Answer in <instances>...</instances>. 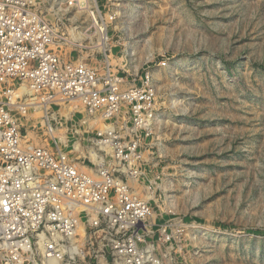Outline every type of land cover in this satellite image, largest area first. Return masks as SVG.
I'll return each instance as SVG.
<instances>
[{"label":"rangeland","instance_id":"rangeland-1","mask_svg":"<svg viewBox=\"0 0 264 264\" xmlns=\"http://www.w3.org/2000/svg\"><path fill=\"white\" fill-rule=\"evenodd\" d=\"M100 5L116 12L108 43L87 15L67 9L74 25L61 31L78 27L82 37L61 50L67 60L111 68L122 88L141 86L152 99L153 133L121 139L140 143L144 159L131 187L150 203L156 228L171 234L155 231L152 254L159 264H264V0ZM95 46L107 51L89 56ZM76 106L56 113L54 130L87 171L97 160L90 153L100 155L90 141L107 121ZM28 123L34 144L53 145L39 121Z\"/></svg>","mask_w":264,"mask_h":264},{"label":"built area","instance_id":"built-area-1","mask_svg":"<svg viewBox=\"0 0 264 264\" xmlns=\"http://www.w3.org/2000/svg\"><path fill=\"white\" fill-rule=\"evenodd\" d=\"M100 2L0 0V264H159L152 235L159 230L171 239L151 222L150 203L131 187L144 159L140 143L121 140L153 133L156 114L152 99L144 100L146 88L124 89L111 68L67 60L61 50L73 38V31H61L73 21L66 20L67 9L87 15L108 43V20L116 12ZM90 48L89 56L107 51ZM73 101L107 121L90 141L100 155L90 153L97 160L87 171L54 130L56 107ZM18 112L39 121L53 145L34 144L33 124L22 123Z\"/></svg>","mask_w":264,"mask_h":264},{"label":"bare ground","instance_id":"bare-ground-1","mask_svg":"<svg viewBox=\"0 0 264 264\" xmlns=\"http://www.w3.org/2000/svg\"><path fill=\"white\" fill-rule=\"evenodd\" d=\"M102 28V27H101ZM75 31H73V38L74 39H76V40H81V37H82V34L80 33V30H79V28L78 27H76V28H73ZM103 29V28H102ZM102 35L105 37L106 36V34H105V30H103V32H102ZM73 42H74V40H73ZM74 43H77V42H74ZM80 44V43H79ZM101 44L103 45L104 44V42L101 40ZM76 62H78V61H76ZM80 62V61H79ZM22 90L23 91H27L26 89H25V87H22ZM72 103H75V104H77V105H79V103H77L76 101H73ZM66 105H68V104H66ZM66 105H64V106H60V107H56L57 109H59L58 111H57V113L59 112V111H61V110H64V108L66 107ZM79 106H77V107H74L73 109H72V111H75V110H79V109H77ZM71 113V112H70ZM70 113H68L67 115H65L66 116V118L65 119H69L70 117H69V114ZM75 113V112H74ZM77 113V112H76ZM27 115H40V112H38L37 114H34V112H27L26 113ZM55 115L57 116V114L55 113ZM16 116H17V118L22 122V123H27V124H29L28 122H30L28 119H26V118H24L23 116H22V113L21 112H18V113H16ZM58 117V116H57ZM74 117V116H73ZM60 118V117H59ZM56 130H58V129H56ZM61 134V133H60ZM66 136V135H65ZM61 139H64V137L63 138H61ZM60 146L61 147H63L64 149H69V148H71V149H74V147H72V146H66L64 143H63V141H60ZM75 148H78L79 149V147H78V144H76V146H75ZM75 150H77V149H75ZM76 153V152H75ZM78 246V245H77ZM77 248H73V251L74 250H76ZM50 262V264H60L59 262H57V261H53V260H51V261H49Z\"/></svg>","mask_w":264,"mask_h":264},{"label":"crops","instance_id":"crops-1","mask_svg":"<svg viewBox=\"0 0 264 264\" xmlns=\"http://www.w3.org/2000/svg\"><path fill=\"white\" fill-rule=\"evenodd\" d=\"M76 151V150H75Z\"/></svg>","mask_w":264,"mask_h":264}]
</instances>
